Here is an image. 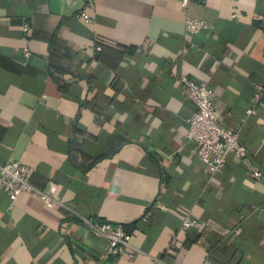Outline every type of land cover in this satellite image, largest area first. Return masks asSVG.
Segmentation results:
<instances>
[{"label":"crops","instance_id":"0c3cea01","mask_svg":"<svg viewBox=\"0 0 264 264\" xmlns=\"http://www.w3.org/2000/svg\"><path fill=\"white\" fill-rule=\"evenodd\" d=\"M183 77L211 89L243 161L196 158ZM263 89L264 0H0V163L59 203L0 190V264H264ZM84 219L122 226L133 258Z\"/></svg>","mask_w":264,"mask_h":264},{"label":"built area","instance_id":"2783aa9c","mask_svg":"<svg viewBox=\"0 0 264 264\" xmlns=\"http://www.w3.org/2000/svg\"><path fill=\"white\" fill-rule=\"evenodd\" d=\"M179 1L183 7L189 2V0ZM77 17L86 24L91 22L86 11H81ZM184 27L185 32L191 36L209 33L214 28L207 21L190 17L186 18ZM22 30L27 34L29 27L24 25ZM96 50L100 51L101 48L97 47ZM25 56H28L27 52H25ZM180 83L183 85L187 98L195 108L192 115L185 120L187 125L185 137L187 141L194 144L196 158L213 174L221 172L230 159L243 161L247 156V150L239 142L237 132L220 125L215 113L211 89L203 83H197L186 77L181 78ZM262 94L258 93L257 99L264 96V92ZM253 178L264 185V177L261 172L254 171ZM0 190L9 197L11 202H14L23 193H35L47 205H59L53 198L56 186L52 184L46 192L38 191L29 182L26 167L16 161L0 163ZM84 222L97 236L107 241L110 256L132 259L137 252L132 248L130 237L122 226H114L110 223H94L89 219H84ZM183 227L185 229L197 228L199 224L192 220H186ZM156 262L160 263L159 261Z\"/></svg>","mask_w":264,"mask_h":264}]
</instances>
